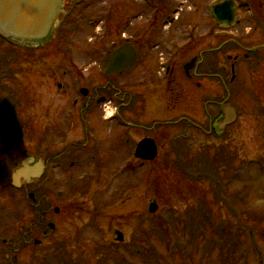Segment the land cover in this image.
<instances>
[{
  "label": "rangeland",
  "instance_id": "obj_1",
  "mask_svg": "<svg viewBox=\"0 0 264 264\" xmlns=\"http://www.w3.org/2000/svg\"><path fill=\"white\" fill-rule=\"evenodd\" d=\"M87 1L93 6H90L85 14H88L87 19L98 18L95 21L96 25L92 26L84 20L82 22L80 17H75V14L70 18L66 17L62 22L66 15L65 9H67L64 8L65 12L63 11L60 19V23H64V25L55 36L64 31L65 38L54 39L51 43L52 47L46 46L40 51L31 52L27 48L37 45L16 42L17 47L14 49L7 43H0L3 45L0 53L7 59L6 70L12 71V78L14 73V81L9 85L16 91V95L14 93H8L4 97L0 95V108H3L8 115V124H14L18 129L17 133L27 135L15 146V156H18L19 153L23 156L26 154L25 151L34 150L35 145H38L37 150L46 151L51 140L46 141V134H54L55 129L70 134L69 141L64 145L57 146L60 150L68 143L70 145L74 141L82 139L85 126L89 129L93 127L98 134L103 136L102 138L107 134L110 135V129H113L112 135L116 136L125 131L124 128L115 126L116 123L108 121L115 114L113 105L106 104L105 108L103 106L98 110V116L96 113L95 116H91L90 121H85L83 119L87 117H82L80 109L74 108L72 104L75 88L94 89L106 84V78L102 75L106 64V55L105 58L103 55L106 51L111 50L114 39L119 38V34L125 33V27L121 25L125 21L127 12L123 8H119L115 9L117 11L113 15L111 11L112 3L118 0ZM133 1V4L141 5L140 0ZM190 4L194 8H201L207 5V0H191ZM112 10L114 9L112 8ZM78 11H83V7ZM242 13L246 17L244 21L247 22L249 19L246 11ZM187 15L183 20L187 21ZM177 25L175 24L171 29L173 34L178 31ZM216 32L214 30L215 36ZM238 32L240 37H246L247 31L243 30V27L238 29ZM240 42L253 43V41L242 39ZM191 44L189 37L181 46L182 49L186 48L183 54L190 53ZM213 44L217 48L219 43L214 40ZM59 54H64L67 58V64L64 66L61 65L62 55ZM94 54L97 56L92 57L91 55ZM98 54L103 55L99 57ZM193 55L194 52L189 57ZM237 55H240L238 49L235 46H230L220 55L215 53L213 61L209 64L216 71L227 64L228 56L233 59ZM189 57L183 58V62H189L191 60ZM253 61L257 60L253 59ZM62 69L68 72V76L64 79L56 75V73L60 75ZM260 70L264 72V67L257 69V71ZM255 72L256 69H252L248 73L243 68L240 70V64H238L235 73L236 83L230 84L229 89L226 86L223 89L219 80L214 78L212 92L207 93L209 105L223 101L226 96L228 98L223 90L230 91L228 100L230 99L229 102L239 109L241 118L237 126H233L226 133L223 140H214L200 131H189V140L186 141V144L194 147H192L193 150L188 151L189 147H185L177 153L180 160L186 154H190V157H185L180 161L177 169L175 168L177 154L171 153L174 151L171 143L175 137L170 138L169 135L172 136V134L167 132L163 134L160 131L155 132L151 137H155L165 146L163 148L165 151L162 154L165 156L158 162L137 171L135 175L130 174L131 167L135 165V162H131L132 157L118 153L107 157L103 151L99 158L103 163H107L105 164L106 170L98 167L91 171L84 169L78 171L79 173L71 172V176L75 177L76 181H79L80 177L84 178L79 182H85L87 189H83L84 191H81L83 194L81 193L79 196L70 195L68 197L70 212H63L62 229L56 232L54 238L57 243H61V241L66 243L65 247H60L65 258L60 261L56 258L60 257L62 252L56 253L55 258L54 256L48 258L47 247L50 243H45L42 249H36L38 253V263L36 264H42V262L44 264H121L122 262L123 264H149V262L152 264H264V240L259 236V233L264 232V161L262 162L264 158V125L258 121L255 107V102L261 104L263 101L257 90L258 84L262 80L260 77L263 78L264 75ZM58 84L63 85L64 91L68 90V98L60 97L64 93L57 88ZM125 84V78L119 79V83H117L119 88L126 87ZM204 86L205 83H203ZM192 90L193 92L181 93L180 105H182L174 114H187L201 125H206L200 97L203 95L205 98L207 94H201L200 91L194 94L196 91L194 87ZM14 100L20 108L11 115L12 111L7 109L8 102ZM60 100L67 101L68 105H64ZM104 109L105 112H103ZM218 111L214 107L208 108L212 117ZM163 112L166 111L163 110ZM157 113L149 115L148 119L143 120L142 123H149L151 126L154 124L152 120L154 121L153 118L157 116ZM100 115L107 119L101 118V122H97ZM161 115L163 113H159L158 116ZM172 117H174L173 114ZM161 118L168 120L171 117L165 115ZM102 122L103 124H101ZM63 125L64 128H62ZM127 132L125 131V134ZM177 134H173V136H177ZM107 138H111V136ZM31 139L34 140L33 143ZM166 140L168 144H166ZM31 143L35 144L34 147L31 146ZM181 145L183 144L181 143ZM206 149H208L207 151L211 150L213 164L221 163L217 173L211 171L208 179L197 180V183L189 182V179L183 177L180 170L194 165L190 160L193 156L198 159L206 157ZM229 162L230 166H228ZM236 177L238 178L236 179ZM238 179L240 180L238 181ZM0 193L6 204L17 203L23 197L21 194L5 192L2 189H0ZM212 200H214L213 204ZM208 202L212 205H207ZM152 203H156L158 206L156 213L149 211ZM202 203L205 205L199 209L198 215L206 214L214 226H211L209 222L205 228L203 223L202 228L206 233L199 234V227L193 226L191 218L194 216L189 215V212L193 208H199ZM242 214L244 216L247 214V217L242 220L241 227L238 216ZM172 216V219L176 218L178 221H170ZM28 220V216L23 218L24 223H28ZM159 223L164 230L162 231L163 243L155 236L146 239L144 232L153 233L155 226H159ZM227 227L231 228L233 237L229 244L221 239L225 233L227 236ZM9 228L14 230V223H11ZM116 231L124 234L125 247L116 244ZM14 235L15 233L12 231L8 234L0 232V244L3 239H11ZM237 242L243 249L239 254L242 255V260L237 253L231 252L232 246ZM140 245L155 250L158 258L155 256L148 258L149 262L134 255L132 258V253H135V249ZM190 255L192 256L190 257ZM32 258L29 251H24L19 257L20 264H31ZM108 261L110 263H107Z\"/></svg>",
  "mask_w": 264,
  "mask_h": 264
},
{
  "label": "flooded vegetation",
  "instance_id": "obj_2",
  "mask_svg": "<svg viewBox=\"0 0 264 264\" xmlns=\"http://www.w3.org/2000/svg\"><path fill=\"white\" fill-rule=\"evenodd\" d=\"M82 1L84 0H63L62 9L63 11L64 8L67 9H65L66 15L62 22L66 17L70 18L75 14V17H80L82 22L84 20L92 26L96 25L97 22L95 21L98 18L87 19L88 14H85L93 4L87 0L83 3ZM140 1L141 5L133 4V0H120V2L118 0L112 3L111 11L113 15L117 11L115 9L119 8H123L127 12L125 21L121 25L125 27V33L119 34L120 37L114 39L110 51H106L104 55L98 54L99 57L103 55L104 58L106 55L107 60L110 54L126 46L130 51L127 55L131 66L127 70L113 75L106 80L104 85L97 86L94 89L78 87L79 89L75 88L73 90L74 100L72 104L74 108L80 109L82 117H87L83 120L90 121L91 116H95L96 113L98 116V110L103 106L105 108L106 104L109 103L114 106L115 114L108 121L116 123L115 126L118 125L121 128H123L122 125H125L124 129L128 131L126 134L125 131H122L123 133L118 136L112 135L113 129H110V135L107 134L102 138L103 136L98 134L93 127L89 129L85 126L82 139L74 141L70 145L68 143L66 147L60 150L57 146L64 145L65 142L69 141L70 134L64 133L63 130L60 133L61 131L55 129L54 134H46V141L51 139L46 151L37 150L38 145L32 144L34 140L31 139V146L34 147L35 145L36 148L29 152L25 151L26 154L23 156L20 153L15 156V146L27 135L17 133L18 129L10 133L0 132V189L23 196L17 203L6 204L0 193V232H7L8 234L12 231L15 233L13 238L3 239L2 244H0V264H20L19 257L24 251H29L32 254L31 264H36L38 263L36 249H42L45 243H50L47 247L48 258L53 256L55 258L56 253L62 252L60 247H65L64 244L66 243L64 241L57 243L54 238L56 232L62 229L61 225L64 223V220H62L63 212H70L68 197L70 195L73 197L79 196L82 193L81 191H84L83 189H87L85 182H79L84 178L80 177L79 181H76L75 177L71 176V172L79 173L78 171L84 169L91 171L98 167L106 170L107 166L105 164L107 163H103L99 158L103 151L107 157L108 155L112 157L117 153L132 157L131 162H135V165L131 167L130 174L132 175L134 172L137 174V171L143 170L150 164L135 158L136 147L143 140L153 138L159 148L158 158L165 156L162 155L165 146L158 142L155 137H151L155 132L162 131L163 134L167 132L172 134V136L169 135L170 138L175 137L178 139L183 137L182 133L186 132L187 134L189 131L195 130L202 132L204 135L208 134L209 137L219 135L217 126L220 123L217 121L214 124L212 113L208 112L209 107L213 108L219 105V103L209 105L207 98V93L212 92L214 78L219 80V84L220 86L223 85V89L228 88L230 84L236 81L235 74L231 70L232 67H236L238 64H240V70L243 68L247 73L248 71L251 72L252 69H256L255 73L264 75L262 70L257 71L258 68L264 67V0H234L238 14L237 20L233 28L227 29L217 25L210 13L211 6L215 2L223 0H207V5L201 8H194L190 4L191 0ZM81 7H83V11L77 12ZM103 7L106 8V6ZM243 11H246L248 16L249 20L247 22L244 21L246 17H244ZM186 14H188L187 21L183 20ZM115 18L118 20L116 15ZM175 24H178V31L173 34L171 29ZM63 25L64 23L59 24L51 39L38 43L35 47L32 46V51H40L46 46L52 47L53 44L51 43L57 37L64 39V31L55 36L58 30L63 28ZM242 27L243 30L247 31L244 38L240 37L238 32V29ZM214 30L217 31L216 36ZM235 34H237V40L232 38L236 36ZM189 37L192 42L190 53L183 54L186 48L182 49L181 46ZM241 39L253 41V43H242L240 42ZM214 40L219 43L217 48L213 46ZM231 41L235 42L236 47H239L240 55L235 56V59L228 56L227 64L214 71L209 63L213 61L215 53L220 55L233 45ZM57 45L59 46L60 42ZM197 49H199L198 52ZM193 52L194 55L189 57ZM59 55H62L61 65L64 66V64H67V58L64 54ZM91 56L95 57L97 55ZM185 57H189L191 60L183 62ZM253 59L257 60L255 68L252 67L251 63ZM231 60L232 65L229 64ZM253 63L255 62L253 61ZM56 75L64 79L68 76V72L62 69L61 74L56 73ZM124 78L126 79V87L119 88L117 83H119V79ZM260 79L262 80L258 84L257 91L263 101L261 104L255 102V107L258 112V121L264 125V76ZM13 81L14 77L10 76L2 82L6 85L12 84ZM203 83H205L204 87ZM193 87L196 88L194 94L198 91L201 94H207L205 98H203V95L200 97L206 119V125L204 124L203 127L194 123V118L188 116L190 119H187V114H174L182 105H180L181 93L193 92ZM57 88L64 93L60 96L62 99L69 97L68 90L64 91L62 84H58ZM1 91L0 88V93ZM60 102L68 105L67 101L60 100ZM15 103L16 100L8 102L7 109L12 111L11 115L20 108L18 107L19 104ZM0 110L5 111L3 108H0ZM163 110L166 112H163ZM103 112H105V109ZM155 112L158 113L153 118L154 121L152 120V122H155L153 127L150 128L149 123H142L143 120L148 119L149 115L152 116ZM159 113H163V115L158 116ZM172 114L174 117H172ZM165 115H170L171 118L168 120L161 118ZM3 116L4 118H0V124L9 123L7 121L8 115L5 112H3ZM101 118L104 117L100 115L97 122L100 123ZM62 128H64V125ZM229 129H226L224 133H227ZM178 132L180 134H177ZM173 134H177V136H173ZM186 134L184 137L187 136ZM108 136H111V138H107ZM175 138L171 143L174 147V151L171 153L179 152L175 149ZM168 141L166 140V144H168ZM49 146L50 149H48ZM168 152L170 153V150ZM27 158L34 159L35 164L41 161L44 166L43 173L39 178L32 179L30 183L22 180L19 188L14 187L12 185V175L21 168L23 161ZM25 216H28V223L23 221ZM11 223H14V230L9 228ZM64 255L62 252L61 256Z\"/></svg>",
  "mask_w": 264,
  "mask_h": 264
},
{
  "label": "water",
  "instance_id": "obj_3",
  "mask_svg": "<svg viewBox=\"0 0 264 264\" xmlns=\"http://www.w3.org/2000/svg\"><path fill=\"white\" fill-rule=\"evenodd\" d=\"M61 3L62 0H0V32L6 37L18 40H44L58 20ZM211 15L215 22L224 26H232L236 19L234 5L230 1L215 5L211 9ZM129 53L126 46L113 53L108 59L104 75L111 77L127 70L131 66L127 55ZM222 112L224 113L222 129L237 121V112L232 106H225ZM136 156L143 160L156 158L157 148L154 142H142L137 148ZM43 168L41 161L35 164L34 159H25L21 168L12 175V185L19 188L22 180L30 183L32 179L42 175ZM156 210L157 206L151 205L150 211L154 213ZM118 240L123 242L120 233Z\"/></svg>",
  "mask_w": 264,
  "mask_h": 264
},
{
  "label": "trees",
  "instance_id": "obj_4",
  "mask_svg": "<svg viewBox=\"0 0 264 264\" xmlns=\"http://www.w3.org/2000/svg\"><path fill=\"white\" fill-rule=\"evenodd\" d=\"M4 56H6V55H4ZM8 64H9V61H8ZM6 68H7V59L6 58H0V81H1V79L3 78V76H4V72L6 71ZM1 87H3V83H2V85H1ZM4 92H6L7 94L8 93H13L14 91L12 90V89H9V88H6L5 89V91ZM1 111V110H0ZM3 112H5V111H1L0 112V118L2 119V118H4V116H3ZM12 126V127H11ZM17 130V128L15 127V125L13 124V125H6V124H4V123H1L0 124V132L1 133H10V132H15ZM17 132V131H16ZM220 161V160H219ZM203 162V163H202ZM220 162H222V161H220ZM206 164V166H204L205 164ZM221 163H217V164H213V159H211V158H206V157H199V160L196 162V164H194V165H189L188 167H187V169L192 173V175L193 176H195V178H193V180L195 179V183H197V180H205V179H208V175H209V173L211 172V171H213L214 173L216 172L217 173V170L219 169V165H220ZM219 172V171H218ZM221 180V179H220ZM204 198V197H203ZM201 200H203V199H201ZM213 204V203H212ZM211 203H209L208 202V204L207 205H212ZM203 205H205L204 203H202L201 205H200V208L203 206ZM198 214H196L195 216H194V219L193 220H191V222L193 221V226H197V227H199V229H198V231L200 232L199 234H203V233H206V231H205V229L204 228H202L203 227V223H204V227L205 228H207V226H208V224H209V222H210V220L208 219V217H207V215L206 214H203L202 216L204 217V218H200V216L198 215ZM247 215V214H246ZM244 216L243 214H242V216H240L242 219H245V217H247V216ZM181 216V215H180ZM171 218V220L170 221H178V219H172L173 218V216L172 217H170ZM178 218V217H177ZM242 219L241 220H239V226H241L242 225V223H243V221H242ZM208 222V223H207ZM195 223V224H194ZM210 224H211V226L213 225L214 226V224L212 223V221L210 222ZM223 227V226H222ZM221 227V228H222ZM242 227V226H241ZM163 227H162V225L159 223V226L158 225H156L155 226V228H154V230H153V233H146V232H144V234L146 235V239H149L150 238V236L152 237V236H155V237H157V239L160 241V239H161V243H163V241L164 240H162L163 239V232L162 231H164L163 229H162ZM227 236H226V233L224 234V235H222V237H221V239L223 240V241H225V242H227L228 244L231 242V240H232V233H231V228L230 227H227ZM263 232H261V233H259V236L261 237V239L262 240H264V233L262 234ZM146 243V242H145ZM236 245V247L238 246V244H234L233 246H235ZM232 246V247H233ZM239 249V248H238ZM136 251H135V253H132V256H131V254L130 253H128L132 258H133V255L134 256H136V257H142V259L143 260H147V262H149V259L148 258H151V257H153V256H155V257H157L158 258V256H157V254H156V252H155V250H152V249H150V248H146V247H141V245L140 246H138V248L137 249H135ZM236 252H238V251H236ZM59 261L60 260H63L64 258H65V256H60V257H56ZM123 261V260H122ZM108 263V262H107ZM103 264H106V263H103ZM121 264H123V262L121 263ZM125 264H127V263H125ZM149 264H152V262L150 263L149 262Z\"/></svg>",
  "mask_w": 264,
  "mask_h": 264
}]
</instances>
